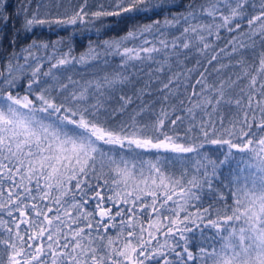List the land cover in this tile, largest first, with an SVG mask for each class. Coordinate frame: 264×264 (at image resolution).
<instances>
[{
	"label": "snow or ice",
	"instance_id": "obj_1",
	"mask_svg": "<svg viewBox=\"0 0 264 264\" xmlns=\"http://www.w3.org/2000/svg\"><path fill=\"white\" fill-rule=\"evenodd\" d=\"M32 5L0 0V264H264V0Z\"/></svg>",
	"mask_w": 264,
	"mask_h": 264
},
{
	"label": "trees",
	"instance_id": "obj_2",
	"mask_svg": "<svg viewBox=\"0 0 264 264\" xmlns=\"http://www.w3.org/2000/svg\"><path fill=\"white\" fill-rule=\"evenodd\" d=\"M38 2H41V0H33L32 7L34 8ZM73 2H75V0H73ZM185 2H187V0H185ZM18 3H19V0H7V13L9 14V16L11 18V23L9 24V29H8L9 31H11L12 24H16L17 27L19 26V21L16 19L15 15H14V9L17 7ZM141 22H147V21H141ZM37 35H38V38H42V39H46V40H55V39H57V34L55 32L48 31L46 29L38 30ZM68 35H69L68 32H59V36H68ZM90 38L91 39H95V36H91L90 35ZM73 39H74V43H75V45H76L78 50L82 49L87 44V40L86 39H82L79 36L74 37ZM221 46H223V45H221ZM5 47H6V45H5ZM196 59H199V57H190V59L185 62L186 63V67H188V68L195 67ZM225 63H227V61H225ZM153 67H155V66H153ZM145 71H147V69H145ZM233 71H236V70L233 69ZM147 79L148 78L146 76L141 74V80H140V82H138L136 84V88L143 87V85H144L145 81H147ZM160 79L166 81L167 77L166 76H160ZM160 87H162V85L158 84L156 82L155 78H153V80H152V82L150 84V87L147 89V91L149 93H152V92H154L155 89L160 88ZM125 91L127 92L128 95L131 96L133 94L134 90L133 89H126ZM158 99H159V94L158 93L155 94V95H150V96L143 97V100L149 101V102H154V101H157ZM113 106H117V105H113ZM156 107L159 108L160 104L157 103ZM208 203H209V201L205 200L204 206L207 207ZM197 241H198V237H197V240L192 241V243L195 244V243H197ZM193 250H195V249L193 248Z\"/></svg>",
	"mask_w": 264,
	"mask_h": 264
}]
</instances>
